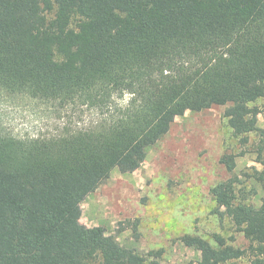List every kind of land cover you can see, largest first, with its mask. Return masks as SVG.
I'll return each mask as SVG.
<instances>
[{"label": "trees", "instance_id": "obj_1", "mask_svg": "<svg viewBox=\"0 0 264 264\" xmlns=\"http://www.w3.org/2000/svg\"><path fill=\"white\" fill-rule=\"evenodd\" d=\"M0 90L100 114L47 137L0 129V264H148L80 224V204L115 167L140 165L185 111L227 105L243 143L262 130L264 0H0ZM234 158H220L230 173ZM257 162L248 176L264 190V157ZM240 182L232 175L210 193L248 245L183 234L199 264H264V198L246 202Z\"/></svg>", "mask_w": 264, "mask_h": 264}, {"label": "rangeland", "instance_id": "obj_2", "mask_svg": "<svg viewBox=\"0 0 264 264\" xmlns=\"http://www.w3.org/2000/svg\"><path fill=\"white\" fill-rule=\"evenodd\" d=\"M257 105L262 109L257 121L262 132L249 133L245 143L223 117L227 105L176 116L167 133L148 147L140 165L115 167L86 196L78 222L114 236L121 245L145 255L148 264H199L200 251L183 244L179 238L183 234L211 241L217 233L227 243L247 247L248 241L230 219L214 212L210 188L236 175L241 179L236 189L247 192L246 202L259 206L264 198L261 185L248 176L253 168H261L257 159L264 157V97ZM99 119L97 110L84 105L59 106L0 90V129L17 137L72 132ZM225 153L235 155L232 173L220 162ZM224 264H250V260L243 257Z\"/></svg>", "mask_w": 264, "mask_h": 264}]
</instances>
